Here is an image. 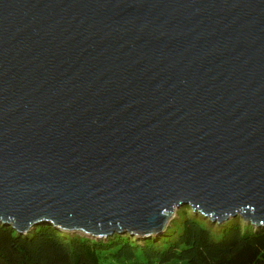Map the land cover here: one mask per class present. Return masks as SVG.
Segmentation results:
<instances>
[{
	"label": "water",
	"instance_id": "water-1",
	"mask_svg": "<svg viewBox=\"0 0 264 264\" xmlns=\"http://www.w3.org/2000/svg\"><path fill=\"white\" fill-rule=\"evenodd\" d=\"M183 205L264 228V0H0V224L143 238Z\"/></svg>",
	"mask_w": 264,
	"mask_h": 264
},
{
	"label": "trees",
	"instance_id": "trees-1",
	"mask_svg": "<svg viewBox=\"0 0 264 264\" xmlns=\"http://www.w3.org/2000/svg\"><path fill=\"white\" fill-rule=\"evenodd\" d=\"M157 236L89 238L42 224L18 233L0 224V264H262L264 228L238 216L209 221L180 206Z\"/></svg>",
	"mask_w": 264,
	"mask_h": 264
},
{
	"label": "rangeland",
	"instance_id": "rangeland-1",
	"mask_svg": "<svg viewBox=\"0 0 264 264\" xmlns=\"http://www.w3.org/2000/svg\"><path fill=\"white\" fill-rule=\"evenodd\" d=\"M179 208V207H178ZM178 208H174L172 210V212L167 216L166 218V221H165V224H164V230L167 226H169L170 224H172L173 222H176L177 220V217H176V211ZM71 233V232H70ZM139 238V237H138ZM172 264H182V263H179V262H174Z\"/></svg>",
	"mask_w": 264,
	"mask_h": 264
},
{
	"label": "built area",
	"instance_id": "built-area-1",
	"mask_svg": "<svg viewBox=\"0 0 264 264\" xmlns=\"http://www.w3.org/2000/svg\"><path fill=\"white\" fill-rule=\"evenodd\" d=\"M262 264H264V260H263Z\"/></svg>",
	"mask_w": 264,
	"mask_h": 264
}]
</instances>
